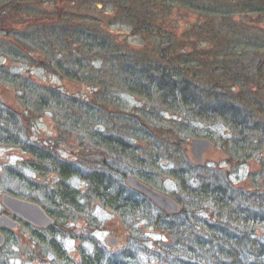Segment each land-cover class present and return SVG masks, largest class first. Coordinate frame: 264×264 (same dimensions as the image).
<instances>
[{
	"label": "trees",
	"instance_id": "16d2710c",
	"mask_svg": "<svg viewBox=\"0 0 264 264\" xmlns=\"http://www.w3.org/2000/svg\"><path fill=\"white\" fill-rule=\"evenodd\" d=\"M49 3L59 6L71 1L9 0L7 5L19 8L21 16H30L34 5ZM59 10V16L35 19L29 27L21 22L29 33L14 35L11 40L15 45H8L5 56L18 65H34L48 75L93 89L92 96L84 100L19 75L0 74V82L18 91L21 106L19 112L0 104V143L23 149L28 155L24 162L27 169L57 181L45 203L55 225L47 231L26 226L32 232L34 249L27 253L28 262L143 264L144 255L151 261L148 264H264V157L258 176L261 184L256 180L250 192L235 189L219 175L209 182L189 177L183 168L164 170L184 162L194 167L187 155L188 146L192 138L201 136V125L224 124L231 129L235 138L229 152L236 161L251 158L258 146L255 144L263 145L256 128L264 120V106L258 105L246 88L253 68H245L238 51L241 44L224 41L219 33L213 38L206 30V44L214 45L218 39L213 53L192 49L182 54L168 50L173 55L164 54L166 59L140 56L127 53L101 30L81 31L78 21ZM246 10L263 18L264 0H255ZM133 19L136 34H152L153 20ZM96 63L102 66L96 69ZM263 70L256 71L257 78L263 77ZM124 96L136 98L139 106H130ZM51 112L60 135L52 149L26 142V127L14 128L31 126ZM71 141L80 149V162L58 163L55 149ZM260 147L257 150L264 151V145ZM127 176H135L152 188H159L166 176L174 179L179 194L173 195L178 197L181 213L172 216L158 210L127 186ZM74 177L86 184L85 192L68 184ZM94 205L127 224L148 222L164 241L148 246L145 234L128 224L130 232L125 234L122 251L94 242L86 248L80 236L77 257L69 255L57 240L60 232L56 228L79 220L81 231L99 228ZM9 234L0 252L9 243ZM49 257L53 258L50 262ZM0 264L9 261L0 259Z\"/></svg>",
	"mask_w": 264,
	"mask_h": 264
},
{
	"label": "rangeland",
	"instance_id": "374dc122",
	"mask_svg": "<svg viewBox=\"0 0 264 264\" xmlns=\"http://www.w3.org/2000/svg\"><path fill=\"white\" fill-rule=\"evenodd\" d=\"M8 1L0 0V74L3 77L19 75V77L31 79L49 88L70 93L71 96H79L84 100L92 96L93 89L63 81L58 76L48 75L43 69L34 65H18L5 56V52H9L8 45H15L11 38L27 31L26 26H22L21 22L28 24L35 19L59 16L61 14L59 9L62 8L64 10L63 14L71 20L78 21L76 25L81 31L93 33L101 30L103 35L115 40L127 53L135 52L140 56L146 55L151 58L162 59L163 57L166 59V55H173L171 52L167 53L168 50L176 54H182V52H190L192 49L213 53L218 39H214L216 42L214 45L206 44L203 35L206 30L213 38L216 33H219L220 39L224 41L234 40L239 42L241 46H239L238 51L244 58L245 68L247 67L248 70L253 68L250 71L252 76L247 81L246 88L252 92L256 102L264 106V73L261 78H257L255 75L259 68H264V17L262 18L259 14L248 13L246 10L248 4H254L255 0H176L174 5H171L170 2L166 4L156 0H70V4L59 6L50 3L42 6L34 5L31 8L32 13L30 16H21L19 8L8 6ZM188 1H190V4L186 3ZM5 10L10 12L4 14L3 11ZM148 14L151 16L149 17ZM135 16L139 19L144 18L155 22L154 31L150 36L135 33L133 24ZM27 27H29V24ZM28 33L29 31H27ZM166 44L171 45V49L162 51V46ZM164 54L166 55L164 56ZM101 66L99 63L94 64L96 69ZM0 94L7 109L21 111L16 89L0 82ZM123 99L132 107L140 104L134 97L124 96ZM20 126L27 128L28 133L25 141L29 143L31 138H34L38 140V146L52 148L53 141L60 137L56 130L55 118L52 112L45 114L42 119L31 126L17 125L14 128L19 129ZM257 127H264V120L260 121ZM199 131L201 134L199 138L210 139L215 144L205 155V167H199L192 159L189 142L187 155L189 158L191 157L190 161L194 167L192 168L184 162L179 166L173 164L164 167L166 172L183 168L189 172V177H203L209 182L212 181L213 177L219 175L224 177L226 182L231 183L235 189H245L248 192L254 189L256 180L258 184H261L258 176L262 172L261 157H264V151L261 150L260 152L256 147L251 158L236 161L229 152L232 143L230 141L235 138L229 127L224 124L201 125ZM262 133L261 131L258 134L261 135L260 140ZM258 135L255 137L256 139H258ZM262 139L264 140V138ZM79 152L80 149L74 141L55 149V154L60 160L74 163L80 162V159H78L80 157ZM26 160H28V155L23 149L10 148L0 143V214H8L1 205V195L3 193H9L20 199L37 203L44 209L46 208L47 198L51 196V190L57 181L55 177L48 176L47 179H44L27 169L24 165ZM68 184L82 192H85L87 188L86 184L77 177L70 179ZM154 189L178 200L176 195L179 194V188L176 181L168 176L160 182L159 188ZM27 197H31L33 200H29ZM94 216L97 224L100 225L99 228L94 230L81 231L80 220L77 223L65 226L59 224L56 228V232H60L57 240L63 244L69 255L77 257L80 236H83V246L86 248H91V244L94 242L99 246L106 247L108 250L122 251L123 240L126 232H130V226H134L136 232L145 234L144 238L148 246L153 247V245L164 241V237L156 233L158 231L147 225L149 223L146 221L128 223L130 224L128 226L127 223L99 205H94ZM82 226L84 230L86 227L83 222ZM28 227L22 226L16 231H11L9 243L5 250L0 252V259H7L9 264H41L39 262H28L27 253L34 250L32 245L33 235ZM88 232L94 233L89 234ZM109 237L121 239L115 249L106 244ZM52 259V257H49L48 262ZM141 261L143 264L151 262L149 257L144 255H142Z\"/></svg>",
	"mask_w": 264,
	"mask_h": 264
},
{
	"label": "water",
	"instance_id": "95a60500",
	"mask_svg": "<svg viewBox=\"0 0 264 264\" xmlns=\"http://www.w3.org/2000/svg\"><path fill=\"white\" fill-rule=\"evenodd\" d=\"M170 45L162 46L161 50L165 51ZM214 142L205 138H192L190 140V153L199 167H205V155L214 147ZM127 186L144 199L154 204L161 212L176 216L181 213V204L169 195H165L146 183L142 182L135 176H127ZM1 205L8 214H0V249L7 242L4 232L16 231L21 223L27 224L35 229L48 230L55 225V220L39 204L20 199L9 193L1 195ZM121 239L109 237L106 244L115 249Z\"/></svg>",
	"mask_w": 264,
	"mask_h": 264
},
{
	"label": "flooded vegetation",
	"instance_id": "af4514ba",
	"mask_svg": "<svg viewBox=\"0 0 264 264\" xmlns=\"http://www.w3.org/2000/svg\"><path fill=\"white\" fill-rule=\"evenodd\" d=\"M0 104L1 105H3L4 107H5V103H4V101L2 100V98H1V94H0ZM19 104V103H18ZM261 103H258V105H260ZM6 108V107H5ZM6 110H8L7 108H6ZM12 110V109H11ZM260 123V122H259ZM256 128V127H255ZM256 129H259L260 130V132L262 131L263 132V137L262 138H264V127H257ZM261 138V140H262V142H263V145H264V140ZM37 142H38V140H35L34 138H31V143L32 144H34L35 146H38V144H37ZM255 145H260V144H255ZM261 146V145H260ZM260 146H256L257 147V149L258 150H260ZM41 147V146H40ZM44 147H46V146H44ZM47 148V147H46ZM48 150L49 149H52V148H47ZM52 150H50V152H51ZM52 153V152H51ZM57 156V155H56ZM57 162L59 163V162H63L62 160H60L59 158H58V156H57ZM22 226H29V225H27V224H24V223H21V226L20 227H22ZM29 227H31V226H29ZM32 228V227H31ZM33 229H35V228H33ZM35 230H40V229H35ZM10 232H4V234H5V236H6V238H7V236H8V234H9Z\"/></svg>",
	"mask_w": 264,
	"mask_h": 264
}]
</instances>
